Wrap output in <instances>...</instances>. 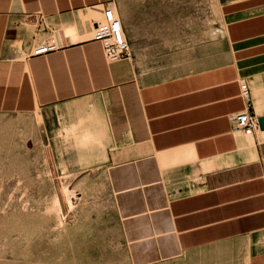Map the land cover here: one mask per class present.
Returning a JSON list of instances; mask_svg holds the SVG:
<instances>
[{
  "label": "crops",
  "instance_id": "1",
  "mask_svg": "<svg viewBox=\"0 0 264 264\" xmlns=\"http://www.w3.org/2000/svg\"><path fill=\"white\" fill-rule=\"evenodd\" d=\"M115 0H0V114L98 95L125 247L117 264H264V0L223 7L227 63L152 80L138 58L109 63L95 24ZM55 41L60 49L33 51ZM132 49V47H131Z\"/></svg>",
  "mask_w": 264,
  "mask_h": 264
},
{
  "label": "rangeland",
  "instance_id": "2",
  "mask_svg": "<svg viewBox=\"0 0 264 264\" xmlns=\"http://www.w3.org/2000/svg\"><path fill=\"white\" fill-rule=\"evenodd\" d=\"M238 1L115 3L136 63L161 80L228 62L223 7ZM103 104L91 95L30 114H0V264L125 259Z\"/></svg>",
  "mask_w": 264,
  "mask_h": 264
},
{
  "label": "built area",
  "instance_id": "3",
  "mask_svg": "<svg viewBox=\"0 0 264 264\" xmlns=\"http://www.w3.org/2000/svg\"><path fill=\"white\" fill-rule=\"evenodd\" d=\"M94 39L101 43L109 63L132 59V49L125 35L124 25L112 7L106 8L102 20L95 24ZM59 49V45L51 41L36 48L33 55L42 56ZM240 87L245 110L233 115L231 119L235 130L251 136L260 129L259 118L251 112L253 99L249 85L241 83Z\"/></svg>",
  "mask_w": 264,
  "mask_h": 264
},
{
  "label": "water",
  "instance_id": "4",
  "mask_svg": "<svg viewBox=\"0 0 264 264\" xmlns=\"http://www.w3.org/2000/svg\"><path fill=\"white\" fill-rule=\"evenodd\" d=\"M260 130L264 131V117L259 118Z\"/></svg>",
  "mask_w": 264,
  "mask_h": 264
},
{
  "label": "bare ground",
  "instance_id": "5",
  "mask_svg": "<svg viewBox=\"0 0 264 264\" xmlns=\"http://www.w3.org/2000/svg\"><path fill=\"white\" fill-rule=\"evenodd\" d=\"M112 8H113V9H114V11L117 13L115 6H112Z\"/></svg>",
  "mask_w": 264,
  "mask_h": 264
}]
</instances>
